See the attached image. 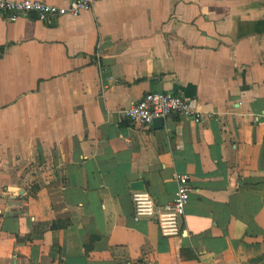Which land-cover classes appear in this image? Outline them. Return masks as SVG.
<instances>
[{
    "label": "crops",
    "instance_id": "crops-1",
    "mask_svg": "<svg viewBox=\"0 0 264 264\" xmlns=\"http://www.w3.org/2000/svg\"><path fill=\"white\" fill-rule=\"evenodd\" d=\"M147 92L212 116L124 119ZM177 173L190 199L165 237L132 194L165 205ZM0 264H264V0L0 18Z\"/></svg>",
    "mask_w": 264,
    "mask_h": 264
},
{
    "label": "built area",
    "instance_id": "built-area-1",
    "mask_svg": "<svg viewBox=\"0 0 264 264\" xmlns=\"http://www.w3.org/2000/svg\"><path fill=\"white\" fill-rule=\"evenodd\" d=\"M98 0H69L66 5H56L39 0H0V18L15 22L21 17L34 14L44 22L57 20L63 16H78L91 10ZM122 117L141 127L152 125L155 118L178 116L195 122L211 117V113H202L191 107L190 100L179 94L169 92H147L141 99L120 111ZM177 191L174 199L162 206L156 205L154 198L146 190H134L132 203L136 219H155L165 237H177L183 232L181 220L185 215V206L190 199V178L187 174H175Z\"/></svg>",
    "mask_w": 264,
    "mask_h": 264
},
{
    "label": "water",
    "instance_id": "water-1",
    "mask_svg": "<svg viewBox=\"0 0 264 264\" xmlns=\"http://www.w3.org/2000/svg\"><path fill=\"white\" fill-rule=\"evenodd\" d=\"M164 118L163 117H158L155 118L153 123H158V126L161 127V124H163ZM135 190H144V183L142 181H138L134 185Z\"/></svg>",
    "mask_w": 264,
    "mask_h": 264
}]
</instances>
